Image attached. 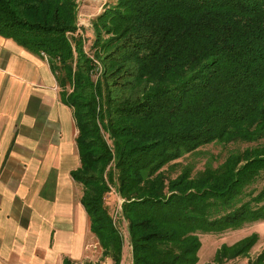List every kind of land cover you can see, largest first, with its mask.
Returning a JSON list of instances; mask_svg holds the SVG:
<instances>
[{
	"label": "trees",
	"instance_id": "trees-1",
	"mask_svg": "<svg viewBox=\"0 0 264 264\" xmlns=\"http://www.w3.org/2000/svg\"><path fill=\"white\" fill-rule=\"evenodd\" d=\"M78 8L77 0H0V35L48 59L74 110L80 165L71 176L102 257L123 259L105 205L113 185L132 264H197L201 234L264 219V0H116L93 22L94 56L76 34ZM231 141L247 146L215 167L164 170ZM257 241L224 244L216 261L247 255Z\"/></svg>",
	"mask_w": 264,
	"mask_h": 264
},
{
	"label": "crops",
	"instance_id": "crops-1",
	"mask_svg": "<svg viewBox=\"0 0 264 264\" xmlns=\"http://www.w3.org/2000/svg\"><path fill=\"white\" fill-rule=\"evenodd\" d=\"M60 90L46 57L0 35V264L92 262L71 176L79 130Z\"/></svg>",
	"mask_w": 264,
	"mask_h": 264
},
{
	"label": "rangeland",
	"instance_id": "rangeland-1",
	"mask_svg": "<svg viewBox=\"0 0 264 264\" xmlns=\"http://www.w3.org/2000/svg\"><path fill=\"white\" fill-rule=\"evenodd\" d=\"M77 1L79 7L78 9L81 13H79L78 16L81 15L82 22H80V20L78 21V26L80 28L76 34H80L83 37L85 51L94 56V50L92 49L95 38L93 22L97 15L104 11L106 5H113L116 0ZM108 36L109 35H106V37ZM246 146L247 144L240 141L212 143L200 147L195 152L186 153L178 160L173 161V164L171 163L170 165L166 166L164 170L170 177L177 176L186 165H191L193 167L194 173L203 171L210 164L215 167L222 163L233 149L245 148ZM78 153L79 149L77 154ZM79 157L80 156H78V159H80ZM78 185V187L81 188L82 196V185L79 183ZM123 202L124 199L117 193V188L112 185L111 191L106 194L105 205L113 215L116 224L124 238L123 259L121 264H132V251L128 223L122 214ZM89 231H91L90 227ZM252 234L258 235V241L247 255L239 256L231 260L228 259L222 263H218L216 261L217 251L223 247L222 245H232ZM200 238L202 241V246L199 251V261L197 264H251V261L254 264L257 263L259 255L264 252V219L248 221L242 226L229 229L221 233L213 232L201 234ZM87 241V250H89L88 247H90V251L92 252L90 255V260H92L93 264H114L112 258L102 257V247L97 236L93 232H91V235L87 238ZM262 263L263 262H258L257 264Z\"/></svg>",
	"mask_w": 264,
	"mask_h": 264
}]
</instances>
